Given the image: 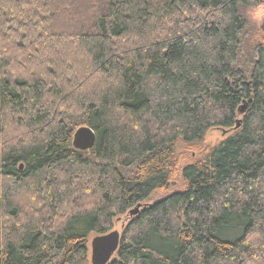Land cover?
Listing matches in <instances>:
<instances>
[{"label":"trees","instance_id":"1","mask_svg":"<svg viewBox=\"0 0 264 264\" xmlns=\"http://www.w3.org/2000/svg\"><path fill=\"white\" fill-rule=\"evenodd\" d=\"M262 2L0 0V264H264Z\"/></svg>","mask_w":264,"mask_h":264},{"label":"water","instance_id":"2","mask_svg":"<svg viewBox=\"0 0 264 264\" xmlns=\"http://www.w3.org/2000/svg\"><path fill=\"white\" fill-rule=\"evenodd\" d=\"M244 111V108L241 110ZM239 122L237 126H239ZM96 144V134L88 127H82L76 131L73 137V146L81 151H89ZM141 205L130 212V217L139 212ZM121 233L114 230L106 235L96 236L91 242V262L92 264H108L118 251L120 246Z\"/></svg>","mask_w":264,"mask_h":264},{"label":"rangeland","instance_id":"3","mask_svg":"<svg viewBox=\"0 0 264 264\" xmlns=\"http://www.w3.org/2000/svg\"><path fill=\"white\" fill-rule=\"evenodd\" d=\"M247 17L252 24L258 27L262 25V23L264 22V2L260 3L257 7L249 9L247 11ZM231 134L232 133L226 134L225 132H222L221 130H213L207 134L205 142L207 145L217 146L220 143H222L224 140H226L227 137L230 136ZM181 152L183 153L184 151H181ZM159 197L161 198L163 197V195L156 196V199ZM127 222H128V218L126 217L119 219L116 223L115 230H118L120 233H122L124 226ZM90 250H91V245H90Z\"/></svg>","mask_w":264,"mask_h":264}]
</instances>
